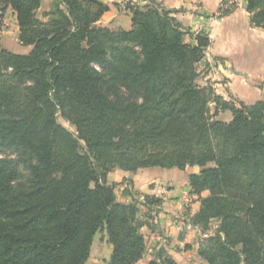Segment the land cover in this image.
<instances>
[{
  "label": "trees",
  "instance_id": "16d2710c",
  "mask_svg": "<svg viewBox=\"0 0 264 264\" xmlns=\"http://www.w3.org/2000/svg\"><path fill=\"white\" fill-rule=\"evenodd\" d=\"M0 0V28L16 16L27 55L0 49V264H86L96 235L113 247L108 264H137L146 254L141 205L118 201L114 170L197 168L191 219L207 235L204 264H264V100L227 101L200 86L211 45L155 0L127 4L130 30L98 25L110 7L98 0ZM221 7L220 16L232 9ZM264 28V0H248ZM231 112L229 122L218 120ZM71 124L72 133L58 121ZM126 193V191H125ZM216 222L215 229L211 226ZM150 264H178L160 255Z\"/></svg>",
  "mask_w": 264,
  "mask_h": 264
},
{
  "label": "crops",
  "instance_id": "0c3cea01",
  "mask_svg": "<svg viewBox=\"0 0 264 264\" xmlns=\"http://www.w3.org/2000/svg\"><path fill=\"white\" fill-rule=\"evenodd\" d=\"M98 1L110 7L98 25L114 30H130L132 22L127 4L142 7L150 0ZM155 1L168 10L179 11L176 16L185 29L193 34H206L211 39L205 59L200 64L209 71L203 74V80L209 81L212 77L220 79L215 85L224 98L233 96L246 105L264 100V29L251 23L245 0H235V9L225 16H220L222 4H231V0ZM51 3L52 0H42L38 17L50 9ZM12 14L17 22L15 14ZM26 48L24 55L32 50V47ZM230 113H223L227 119L222 121L229 122L232 119ZM198 171L196 168L185 171L153 168L136 173L114 170L108 175L109 184L119 185L116 190L119 202H143L146 195L161 200L156 207L141 205V209L152 217L145 219L151 228L142 230L150 253L145 254L137 264H150L160 255L168 256L178 264H204L199 256V247L207 235L191 223L201 209L198 197L190 194V176Z\"/></svg>",
  "mask_w": 264,
  "mask_h": 264
},
{
  "label": "rangeland",
  "instance_id": "374dc122",
  "mask_svg": "<svg viewBox=\"0 0 264 264\" xmlns=\"http://www.w3.org/2000/svg\"><path fill=\"white\" fill-rule=\"evenodd\" d=\"M245 1L248 4V0H245ZM230 2H231V4H229V2H228L227 5L224 7V9H228V8L232 9L233 5H235V6L237 5L235 0H231ZM158 4H161V3L158 2ZM147 5H145V6H147ZM142 7H144V6H142ZM39 16L41 17L42 13H40ZM18 32L19 31H18V26H17V22L15 20V17L12 14V12L9 11L5 16L3 26L0 28V49L6 48L13 53L24 55V53L27 51V48L21 45V43L19 41V33ZM214 69H211V70L214 72ZM199 72H200V78L198 80V84L200 86H203V87L209 84L215 89L216 93L218 95H220L217 92V87L215 85V83H218V80H220V79H216L215 77H212L209 79V81L203 80V78H204L203 74H207V73H209V71L207 70L206 67H202L201 65H199ZM224 84H226V83H224ZM224 99L227 101H235L236 103L241 102L238 99L234 98L233 96H228ZM223 113H225V112L220 113V114H222L221 118H219L220 115L217 117L218 120H226L227 119V116L225 114L223 115ZM230 117H232L231 113H230ZM58 121L63 126H65L67 129H69L72 133H76V129L71 124H69L67 121L62 119L60 116H58ZM0 157H7L9 160H12L13 162L18 163V165L20 166V169L22 171V178L16 184V186L27 187L28 181L30 179V174H29V171L20 163L21 159L19 160L17 155L14 154L13 152L0 153ZM196 170H199V169L196 168ZM144 213L146 214L145 210L142 208L141 209V215H143ZM216 224H217L216 222L213 223V225L211 226V228H212L211 231H213L215 229ZM147 245H149V243H147ZM112 252H113V247L108 241L107 234L105 232H99L95 237V240H94V243L92 246V250H91L90 258L88 259L86 264H108L110 259H111ZM149 253H150L149 249L146 250V255H148ZM147 257L148 256H146V258Z\"/></svg>",
  "mask_w": 264,
  "mask_h": 264
}]
</instances>
